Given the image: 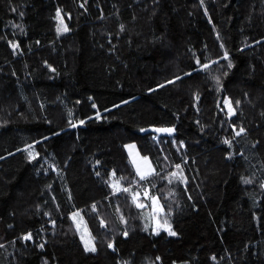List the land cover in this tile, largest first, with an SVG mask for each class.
Masks as SVG:
<instances>
[{
	"label": "trees",
	"instance_id": "16d2710c",
	"mask_svg": "<svg viewBox=\"0 0 264 264\" xmlns=\"http://www.w3.org/2000/svg\"><path fill=\"white\" fill-rule=\"evenodd\" d=\"M182 260L264 264V0H0V264Z\"/></svg>",
	"mask_w": 264,
	"mask_h": 264
},
{
	"label": "rangeland",
	"instance_id": "374dc122",
	"mask_svg": "<svg viewBox=\"0 0 264 264\" xmlns=\"http://www.w3.org/2000/svg\"><path fill=\"white\" fill-rule=\"evenodd\" d=\"M13 46L17 49L16 44H13ZM91 136L93 137V139L96 143V146L102 149L104 147V144H103L101 138L98 135H96V133L94 131H91ZM129 145H134L135 147L130 150L127 147ZM125 150L127 152L128 160H129L131 166L133 167L136 175L139 178H140V176L137 174V165H139L142 170H147L150 167L151 171L152 172L154 171V167H153L151 160L149 159V157L140 153L139 149L137 148V144L135 142L126 143L125 144ZM100 156H101V158H102V160H103V162L107 168L106 170L110 169L112 166V161H111L109 154L107 152H102L100 154ZM145 157L147 158L146 161L144 160ZM134 160L136 161V163H133ZM150 201H151V205H152L151 209L153 212V224H154L153 230L155 232H159V231L165 229V228H160L157 231V223L164 224V221L160 219V215H159L162 208H161L160 204L158 203V206L161 210L159 212L155 211V206L153 204V198ZM148 210L150 211V208H148ZM145 214H146V211H145ZM75 224H76V228H77V224H79V229L77 228V230H78L80 239H81L82 233L85 235V238H88L90 236L88 229L82 225V220H80V218H75ZM81 242L84 246V241L82 239H81ZM92 243H93V241H92ZM84 248H85V246H84ZM173 264H189V262L187 260H182V261L174 262Z\"/></svg>",
	"mask_w": 264,
	"mask_h": 264
},
{
	"label": "snow or ice",
	"instance_id": "6c2138e0",
	"mask_svg": "<svg viewBox=\"0 0 264 264\" xmlns=\"http://www.w3.org/2000/svg\"><path fill=\"white\" fill-rule=\"evenodd\" d=\"M57 18L60 19V26H58L57 28V31L58 32H66L68 31L66 25H64L63 23V19L60 17V13L59 11L57 12ZM225 58H227V53H225ZM204 68H207L208 65H203ZM229 67H231V63L229 62ZM179 78V77H178ZM172 81H169V83H171ZM229 108L231 110V106L229 105ZM81 123H83V121H81ZM73 127H75V125H73ZM157 131H166V132H171L173 131L172 129H157ZM244 129H240V132H243ZM240 132H237V135L240 134ZM29 149L32 147L31 145L28 146ZM130 150L132 148H134L135 146L134 145H129L127 146ZM29 157L30 158H35L33 156V153L31 151H29ZM144 160L146 161L147 158L145 157ZM133 163H136V161L134 160ZM177 168H180L179 165H177ZM137 174L140 176L141 179H145L146 176L148 175H151L152 174V171H151V168L149 167L147 170H142L141 167L139 165H137ZM113 175H115L113 173ZM175 175V174H173ZM246 183L249 182V181H245ZM114 187H116V185H114ZM117 191H119L120 189L119 188H116ZM124 191H129V189H123ZM133 201L135 202L136 201V196L133 195ZM153 204L155 206V211L159 212L161 209L159 208L158 206V201L156 200V198H153ZM137 207L139 208H142L144 207L143 204H137L136 205ZM95 207V206H93ZM79 216V213H73V219L75 220V218ZM77 228L79 229V224H77ZM160 228H165L168 232H169V235H176L175 232L171 231V225L167 223V221L164 222V224H159L157 223V231L160 229ZM125 235H127V233H125ZM25 239H31V235L29 234L28 236L25 237ZM81 239L84 241V246H85V250L86 251H91V252H95L96 251V248H95V245L92 243V238L89 236L88 238H85V235L82 233L81 234ZM42 246V245H41ZM109 247H112V245L110 244Z\"/></svg>",
	"mask_w": 264,
	"mask_h": 264
},
{
	"label": "water",
	"instance_id": "95a60500",
	"mask_svg": "<svg viewBox=\"0 0 264 264\" xmlns=\"http://www.w3.org/2000/svg\"><path fill=\"white\" fill-rule=\"evenodd\" d=\"M75 127H73V125H70V126H68V129H74ZM157 129H172L173 131H171V132L157 131ZM146 131L147 132H153L155 134L164 135V136H170L175 132V129H174V127H158V126L155 127L154 126V127L148 128Z\"/></svg>",
	"mask_w": 264,
	"mask_h": 264
}]
</instances>
